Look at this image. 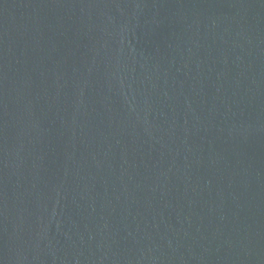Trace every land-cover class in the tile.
Masks as SVG:
<instances>
[{
	"label": "water",
	"instance_id": "obj_1",
	"mask_svg": "<svg viewBox=\"0 0 264 264\" xmlns=\"http://www.w3.org/2000/svg\"><path fill=\"white\" fill-rule=\"evenodd\" d=\"M0 264H264V0H0Z\"/></svg>",
	"mask_w": 264,
	"mask_h": 264
}]
</instances>
